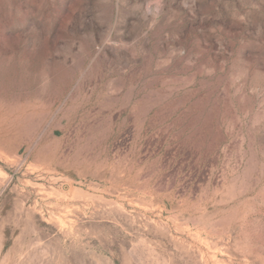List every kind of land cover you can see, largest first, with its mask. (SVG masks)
<instances>
[{
	"label": "rangeland",
	"instance_id": "374dc122",
	"mask_svg": "<svg viewBox=\"0 0 264 264\" xmlns=\"http://www.w3.org/2000/svg\"><path fill=\"white\" fill-rule=\"evenodd\" d=\"M0 264H264V0H0Z\"/></svg>",
	"mask_w": 264,
	"mask_h": 264
}]
</instances>
